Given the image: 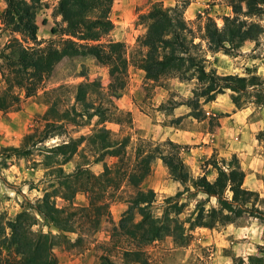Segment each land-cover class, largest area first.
Masks as SVG:
<instances>
[{
    "label": "rangeland",
    "instance_id": "374dc122",
    "mask_svg": "<svg viewBox=\"0 0 264 264\" xmlns=\"http://www.w3.org/2000/svg\"><path fill=\"white\" fill-rule=\"evenodd\" d=\"M56 3V0H41L36 12V35L40 46L57 38L51 33L52 28L63 26L60 16L54 12ZM154 3L163 7L181 6L183 18L195 36L194 42L199 43L206 58L207 69H213L219 75L253 73L264 77V12L249 18L263 27L255 40H246L237 48L210 51L202 37L205 18H212L221 28L223 16H233L229 0H113L109 14L113 29L101 42H122L125 56L130 60L124 88L111 93L116 112L123 121L97 123V117L92 116L83 126L63 124V134L36 144L24 154L23 150L16 151L15 148H21L24 135L43 128V116L51 102H57L60 108L74 105L80 109L74 102L72 86L98 81L106 92L115 73L110 66L91 56L63 58L39 84L34 95L26 97L23 89L14 87L12 92L19 97L18 104L0 111V222L13 219L24 210L34 215L36 223L32 230L49 235L58 264H101V256L122 264L120 245L123 239L113 237V233L135 192L124 181L115 190L106 188L102 191L100 202H105L107 207L101 210L96 227L91 224L90 195L83 190L77 191L70 200L55 196L52 208H44L42 213L34 210L44 191L57 186L55 173L41 164L44 148L88 135L101 126L119 137L128 138L123 167L133 163L138 148L146 152L157 144L171 141L176 145L174 148L162 145L160 150L177 152L190 176L205 175L208 180H213L216 176L214 165L226 167L235 157L245 175L243 187L264 198V104L244 95L239 99L240 105L236 106L231 92L225 91L206 103L200 99V108L206 117L196 119L190 114L187 103L196 87L195 79L169 77L153 82L132 65L136 39L145 31L139 16L147 13ZM4 7V0H0V51L11 38H18L2 23ZM242 8L245 10L243 3ZM5 86L0 69V91ZM115 162H118L116 157L99 158L96 149L83 142L62 168L65 173H72L79 166L98 175L107 167L112 168ZM139 189L155 192L152 211L156 216L168 212L171 225L175 218L179 222L186 220L195 203L205 200V196L192 187L185 189L173 180L159 158L152 160L150 173ZM177 192L181 194L173 198ZM175 202L183 204L178 214L169 212L170 205ZM210 205L216 206L214 198L208 199L205 209ZM257 207L264 210L262 204ZM133 212L137 220L138 215L135 210ZM64 219L72 224L73 232L58 228L57 222ZM187 225L185 222L184 227ZM145 251L150 264H241V261L246 264L250 255L264 258V218L243 214L232 223L196 227L189 231V239L184 245L175 244L167 236L146 246Z\"/></svg>",
    "mask_w": 264,
    "mask_h": 264
},
{
    "label": "trees",
    "instance_id": "16d2710c",
    "mask_svg": "<svg viewBox=\"0 0 264 264\" xmlns=\"http://www.w3.org/2000/svg\"><path fill=\"white\" fill-rule=\"evenodd\" d=\"M56 1L54 12L60 16L63 26L52 28L51 33L57 38L40 46L35 16L41 0H4L2 23L18 38H11L0 51V69L6 84L0 91V111H7L18 104L19 97L12 92L14 87L23 89L26 97L34 95L39 84L63 58L91 56L99 63L110 66L115 77L106 92L98 81L80 82L72 86L74 102L80 105V109L74 105L60 108L57 102H51L43 116V128L24 135L21 148H15L16 151L23 150L24 154L29 153L36 144L63 134V124L83 126L88 124L92 116L97 117V123L123 121L120 113L116 112L111 93L124 88L130 60L125 56L122 42H101L113 29L109 18L113 0ZM229 5L233 16H223L221 28L216 26L212 18H205L202 37L210 51L237 48L246 40H255L263 32L261 24L249 18L264 12V0H229ZM139 19L145 31L136 39L132 65L142 70L144 77L153 82L169 77L195 79L196 87L192 90V97L187 100L193 117L200 120L206 117L200 108V99L206 103L225 91L231 92L232 102L236 106L240 105L239 99L244 95L253 97L256 103L264 104V77L253 73L244 76L219 75L215 70L206 68V58L199 43L194 42L195 36L183 18L181 6L163 7L154 3ZM27 42L31 45H24ZM83 142L96 149L99 158L116 157L118 162L98 175L79 166L72 173H65L63 164ZM127 143L126 136L119 137L101 126L88 135L69 138L53 147L44 148L41 164L55 173L57 186L44 191L34 210L42 213V209L52 208L55 196L70 200L77 191L83 190L90 195L91 224L96 227L102 215L101 210L107 207L105 202H100L102 191L106 188L115 190L124 181L135 192L128 200L130 206L122 214L113 233V237L120 236L124 242L120 245L122 264H150L146 246L167 236L181 246L187 243L189 231L196 227L232 223L243 214L264 218V210L257 207L259 204L264 206V198L243 187L245 175L235 157L226 167L215 164L216 176L208 180L205 175L190 176L177 152L160 150L162 145L174 148L176 145L171 141H164L160 146L157 144L146 152L138 148L133 163L123 167L126 164L123 161ZM154 158L161 159L171 178L185 189L192 187L205 196V200L195 203L193 211L184 221L179 222L175 218L171 225L168 212L156 216L151 208L155 192L152 189H139L150 173ZM180 194L177 192L173 198ZM210 198L215 199L216 206L210 205L205 209ZM182 206L175 202L170 205L169 212L178 214ZM134 210L138 215L137 220ZM185 222L188 223L186 228ZM35 223V216L25 210L17 213L13 219L0 222V264H58L51 250L49 235L33 231ZM57 225L60 230L73 232L72 224L65 219L57 222ZM100 259L101 264H116L107 256H101ZM247 261L246 264H264V258L259 255H250ZM241 264H244L243 261Z\"/></svg>",
    "mask_w": 264,
    "mask_h": 264
}]
</instances>
